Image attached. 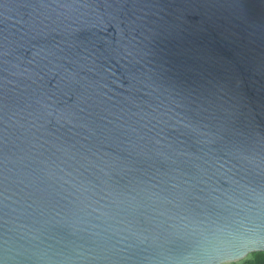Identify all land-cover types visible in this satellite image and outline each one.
Masks as SVG:
<instances>
[{"label": "water", "instance_id": "1", "mask_svg": "<svg viewBox=\"0 0 264 264\" xmlns=\"http://www.w3.org/2000/svg\"><path fill=\"white\" fill-rule=\"evenodd\" d=\"M105 188L113 212L136 197L121 215L149 231L111 230L86 199ZM258 201L264 0H0V250L156 264L196 220L235 222L236 246L264 237ZM58 212L89 223H45Z\"/></svg>", "mask_w": 264, "mask_h": 264}, {"label": "clouds", "instance_id": "2", "mask_svg": "<svg viewBox=\"0 0 264 264\" xmlns=\"http://www.w3.org/2000/svg\"><path fill=\"white\" fill-rule=\"evenodd\" d=\"M64 177L65 175L59 176L58 179L71 184L76 192L81 190L83 181H67ZM49 178L54 177L49 173ZM99 178L103 185L108 183L106 177ZM103 191L107 194L100 196L99 199H92V197L86 199L91 200V204L88 206L92 207L93 211H99L104 219L114 221V224L110 226L111 230L126 233L125 238L129 240L135 239L138 232L149 231L148 229H140L139 226H133L130 219H126L121 215V212L129 214L136 207L142 206L139 202L133 204L136 197L116 201L115 206L121 212H113L111 193L108 192L107 188ZM103 201H109V203ZM96 205H99V207H96ZM248 211L254 213L257 220L261 219L264 217V201L249 204ZM56 217H60V220L74 233L84 231L82 225L89 223V221L80 217H68L59 212L55 216L50 215L45 223L60 222L55 219ZM234 223H229L223 218L213 219L211 217L193 221L188 225L186 232L177 234L190 241L187 250L175 256L162 255L156 261V264H264V237L254 235L242 246H236L229 240V237L233 235L232 227ZM92 227H96V225H92ZM158 227L160 231L153 233L152 239L159 238L162 243H166L173 233L163 229L162 225H158ZM25 259H36L40 261V264H67L70 258L64 257L57 260L53 256H41L34 248L5 241L2 250H0V264H18L19 261Z\"/></svg>", "mask_w": 264, "mask_h": 264}]
</instances>
